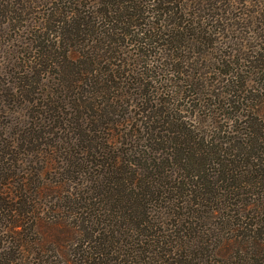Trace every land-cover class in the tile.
<instances>
[{
  "label": "rangeland",
  "instance_id": "1",
  "mask_svg": "<svg viewBox=\"0 0 264 264\" xmlns=\"http://www.w3.org/2000/svg\"><path fill=\"white\" fill-rule=\"evenodd\" d=\"M208 2H192L187 11L202 16ZM256 2L264 3V0ZM238 7L240 11L233 8V14L249 10L245 2ZM125 20L127 0H0V190H10L14 199L26 198L28 209L34 211L25 215V226L8 229L9 217L0 207V264H48L59 260V246L68 249L71 244L65 239L66 232L74 228L81 234L82 222L88 228V238L83 236L86 232L80 237L97 245L102 264H127V241L139 250H149V244L163 241L165 233L174 234L161 225L156 228L157 220L163 217L160 203L144 202V198L154 199L156 194L174 201L193 194L214 199L207 205L202 202L203 211L216 204L218 207L223 195H234L236 203L259 199L263 213L264 173L261 177L257 172L246 173L236 163L241 156H227L228 151L216 153L217 159L230 157L236 162L219 166L215 153L210 150L183 149L180 142H188L192 135L166 126L165 116L153 123L157 127L154 131L151 122H144L156 120L151 114L150 119L141 120L144 99L151 106L167 98L160 85L177 81L179 74L171 76L167 71L169 65H162L160 72L157 58L141 54L143 45L131 39L137 37L138 29L128 26ZM78 21L83 30L75 35ZM89 44L99 52L94 56L96 78L81 73L82 78L75 81L83 64L79 59L75 63L66 60L64 51L67 48L79 55ZM215 47L219 51L224 49L220 43ZM127 57L130 58L128 65ZM109 68L114 75L106 74ZM184 69L196 73L193 69ZM207 71L201 75L203 80L214 79L216 84L223 80L218 72L204 70ZM108 76L110 82H107ZM260 77L258 73L254 75L256 80ZM115 82L117 87L112 85ZM140 83L148 86L143 85L142 89ZM255 88L252 93L257 97L247 103L256 112L250 114L244 106L241 112L248 113L247 117L235 122L225 108L210 106L204 110L196 108L197 114L191 112L195 94L188 95L184 86L179 87L174 99L178 100L185 125H200V130H210L213 129L210 121L219 120L224 125L228 123L229 129H236L238 139L246 142L249 135L258 140L264 137V90ZM82 101L89 102L91 108ZM67 103L62 108L61 104ZM218 112L230 118H222ZM193 113L204 115V122L198 124ZM35 123H39L38 137H33L30 143L25 135L32 132ZM137 124L148 130L136 132ZM249 131L253 133L248 134ZM127 132L132 136L130 142H127ZM253 151L257 152L255 148ZM205 154H208L206 161L194 160V155ZM153 159L163 160L161 168L153 164ZM166 159L171 161L166 163ZM181 161L184 164L180 166ZM133 171L136 177L152 174L147 176L149 179H130ZM161 172H172L175 179H160ZM231 179L235 180V187L228 186ZM75 194H82L85 199L92 197L90 205L94 207L90 213L89 202L83 199L84 209H77L81 206L80 200L73 201ZM0 197H3L1 193ZM223 213L219 212L213 219L209 214L203 216L194 231L184 238L191 240L192 234L204 233L212 221L219 223L220 230L215 228L214 237L206 242L209 248L205 249L204 257L209 255L208 259H212V253L206 250L218 247L225 236H230L223 226L233 220ZM242 217H236L237 225H244L246 217ZM67 254L73 258L71 253ZM142 257L136 259L137 264H148L147 258Z\"/></svg>",
  "mask_w": 264,
  "mask_h": 264
},
{
  "label": "trees",
  "instance_id": "2",
  "mask_svg": "<svg viewBox=\"0 0 264 264\" xmlns=\"http://www.w3.org/2000/svg\"><path fill=\"white\" fill-rule=\"evenodd\" d=\"M195 1L197 0H127V20L125 21L128 26L138 29L137 37L131 39L141 42L145 48L140 49L139 52L143 55L147 54L152 59L157 58L161 65L160 72L163 71L162 65H169L167 71L171 76L175 77L174 75L179 74V76H176L177 81L172 80L160 85L161 91L163 90V93L167 96V98L159 99L160 103L148 106V100L144 99L141 120L150 119L151 117L156 119L144 121L145 123L151 122V128L154 131L157 127H153V123L159 121L161 116H165L167 119L164 121L167 124L166 126L175 127L178 133L186 130L192 135L191 140H188V142L180 140L183 149L192 150L197 147L199 151L210 150V152L215 153L214 155L216 153L220 155L222 151H228L227 156L231 155L237 158L241 156V158L236 162L234 158L230 159V157L217 159L216 155L217 161L215 162L217 165L227 166L228 162H239L246 173L257 172L261 177L264 173V164L261 163L264 161V137H260L261 139L258 140L256 138L252 139V136L249 135L250 139L243 142L238 139L239 136L235 133L236 129L231 130L227 127L228 123L224 125L221 121L215 119L210 121L213 128L210 130L202 131L200 125L199 127L187 126L182 121L183 115L180 113L178 100L175 101L174 97L178 96L179 87L184 86V88H187L188 95H191L190 92L195 94L191 99L194 100L192 104L194 109L191 112L197 114L196 108L204 110L210 106H213L214 109L225 108L229 110L226 113L232 114L234 122L244 120L247 117L248 113L241 112L244 106L247 107L246 109L249 108V111L246 112H251L250 114L256 112V110H252L251 106H248L247 102L252 101L253 97H257V94L252 93L254 86L257 90L258 87L264 90V7L261 6L264 3L256 2L258 0H208V8L201 16L187 11L189 5ZM244 2L249 5L248 12L239 15L233 14V8L240 11V7L237 8V5H242ZM125 21L121 22L125 23ZM77 26L75 35H79L83 30L80 21H78ZM89 40L93 42L92 38H89ZM217 43H220L224 49L219 51L215 47ZM255 44H257V48H253ZM45 46L47 45H42V47ZM86 47V50L79 55H76L75 51H67V48L64 51L63 57L66 60L75 63L79 59V62L83 64V67L77 72L75 81L82 78L81 73L89 74L94 80L96 78L98 69L95 67L94 56L99 52L94 49V45L89 44ZM44 49L46 50V48ZM165 59L167 61L162 62ZM129 60L130 58L127 57V65L130 64ZM141 67L145 69V66L142 65ZM184 67L190 70L193 69L196 73L191 74ZM205 69L218 72L223 80L217 84L216 82L213 83L214 79L212 81L203 80L201 75L208 73V71L204 72ZM128 70L130 71L129 67H127ZM257 73L262 76L258 80L254 78ZM106 74L109 76L114 75L110 68L107 69ZM145 75L148 76L147 73ZM109 76L107 82L111 81ZM167 80H171V78ZM95 83L101 84L99 81H95ZM170 83L177 84V86ZM112 85L117 87V82ZM143 85L148 86L147 83H140L142 89ZM179 95L181 96V93ZM120 96L123 98L124 94ZM82 103L91 108L89 102L82 101ZM124 103L127 105V100ZM68 105L69 103L61 104L62 108ZM53 113L55 114V111ZM196 114L191 115L197 117L198 124L203 123L205 120L204 115L200 116L198 114L197 116ZM218 114L223 115L222 118H230V116L225 117L224 112H218ZM38 124L35 123V127H31L32 132L30 131L25 135L27 136L26 140L30 143H32L33 137H38V131L36 130ZM137 126L136 132L138 133H142V130H148L143 129L144 125L142 124H137ZM191 129L194 131L192 132ZM252 133L253 131H249L248 134ZM183 134H186V132ZM131 139V134L127 132V142H130ZM254 148L257 152L253 151ZM207 155H194V160L197 162L198 159H201L202 163L207 160ZM156 159L152 160L153 164L157 165V168H161L163 160L156 162ZM170 161L166 159L165 162ZM182 164L184 163L181 161L180 166ZM130 173L132 175L130 179L144 177L149 179L147 176L152 174L145 173L136 177L135 171ZM194 178H196V175H194ZM160 179L175 178L172 172H161ZM231 181V185L228 186L235 187V180L231 179ZM81 186H83V183H81ZM0 193L3 195V197H0V207L6 210L5 216L9 217L7 228L14 229L25 226V215L28 211L34 213L32 209H28L30 207L29 200L18 196L17 199L16 197L14 199L12 198L13 193L7 189L0 190ZM78 196L81 197L78 199ZM153 197L155 198H144V202L148 205L151 204L152 200L155 203H160V208H158L162 210L160 212L163 217L157 220V230L161 225L166 231H173L174 234L165 233L163 241L156 240L154 244H149L151 246L149 250H139L138 246H133L131 242L127 241V264H137L136 259L141 255L143 259L147 258L148 264H150L149 261L154 262V264H264V209L261 213L259 199L248 203H242V201L236 203L234 195H223L222 199L218 200L220 202L218 207L216 204L214 207H208L207 211H203L200 209V207H203L202 202L204 201L207 205V203L213 202L214 199L198 194L189 195L187 198L179 197L177 201L169 197H163L162 194H156ZM75 198L73 201L78 202L80 200L79 205L81 207L77 209L83 208L82 199L85 203L89 202V205L93 203L92 197L85 199L82 194H75ZM222 200L224 201L223 204L221 203ZM93 207L94 205H90L87 211L90 213V209ZM219 212H221V215L226 212V216L233 220V223L228 220L223 226L230 236H225L218 247L206 250L212 253V259H208L209 255L204 257L205 249L209 248L206 242L214 237L215 228L220 230L221 225L219 223L212 221L204 233H198L200 234L198 236L192 234L191 240L187 239L185 241L184 238L194 231L195 225L203 216L209 214L213 219ZM144 214L146 213L144 212ZM242 215V218L246 217V221H243L244 225H237L239 219L236 217ZM80 226L83 228L81 234L86 232L83 236L85 239L88 238L87 226L84 225V222ZM66 233L65 239L71 242L70 246L68 249L59 246L57 249L59 260L51 261L48 264H102L99 261L100 253L95 243L89 244L84 238L80 237L79 231H74V228H70ZM142 234L144 235V233ZM152 246L156 247V250H153ZM67 253H71L73 258L70 259Z\"/></svg>",
  "mask_w": 264,
  "mask_h": 264
}]
</instances>
